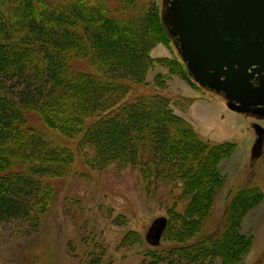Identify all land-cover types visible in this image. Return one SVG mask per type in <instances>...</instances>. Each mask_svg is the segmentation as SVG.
I'll return each instance as SVG.
<instances>
[{"label":"trees","instance_id":"16d2710c","mask_svg":"<svg viewBox=\"0 0 264 264\" xmlns=\"http://www.w3.org/2000/svg\"><path fill=\"white\" fill-rule=\"evenodd\" d=\"M169 39L159 11L139 0H120L119 10L108 0H0V221L36 224L74 164L70 149L29 123L34 112L66 136L80 134L85 160L97 167L131 165L144 177L183 183L190 202L178 215L179 232L170 221L164 232L172 228L186 244L148 264H181L175 257L183 264H203L209 256L225 264L240 260L250 242L234 215L263 201L256 187L235 195L222 235L187 243L202 232L224 184L219 162L234 145L202 140L169 98L136 90L148 84L152 48ZM76 59L99 75L77 70Z\"/></svg>","mask_w":264,"mask_h":264},{"label":"rangeland","instance_id":"374dc122","mask_svg":"<svg viewBox=\"0 0 264 264\" xmlns=\"http://www.w3.org/2000/svg\"><path fill=\"white\" fill-rule=\"evenodd\" d=\"M139 1L153 6L163 19L164 0ZM108 4L113 10L120 9V0H108ZM151 55L156 61L147 71L148 84L136 90L169 98L173 112L202 140L234 145L233 153L219 162L224 184L215 191L202 232L187 243L219 237L229 223L230 204L239 191L256 187L264 195V139L260 155L253 152L259 138L257 126L264 128V118L231 109L223 94L195 83L172 39L157 42ZM74 65L77 70L99 75L87 61L76 59ZM28 120L58 145L70 149L74 164L71 172L56 182L54 203L40 221H0V264H148L160 253L175 252V256L186 244L180 245L173 232L178 231V215L185 213L190 202L180 180L144 177L141 167L131 165L97 167L85 160L80 134L66 136L34 112L28 113ZM234 216L238 233L250 242L247 252L244 250L234 264H264V199L244 215ZM160 217L174 228L164 232L166 236L155 245L148 235ZM209 258L203 264H225L220 257ZM172 259L183 264V258Z\"/></svg>","mask_w":264,"mask_h":264},{"label":"water","instance_id":"95a60500","mask_svg":"<svg viewBox=\"0 0 264 264\" xmlns=\"http://www.w3.org/2000/svg\"><path fill=\"white\" fill-rule=\"evenodd\" d=\"M163 19L193 79L231 109L264 116V0H164ZM258 156L264 128L257 126ZM167 227L158 218L148 239Z\"/></svg>","mask_w":264,"mask_h":264},{"label":"bare ground","instance_id":"6f19581e","mask_svg":"<svg viewBox=\"0 0 264 264\" xmlns=\"http://www.w3.org/2000/svg\"><path fill=\"white\" fill-rule=\"evenodd\" d=\"M198 85H200V84H198ZM201 86V85H200ZM203 87V86H202ZM204 88V87H203ZM206 88V87H205ZM234 113H237V112H234ZM238 114H240V113H238ZM242 115V114H241ZM244 115V114H243Z\"/></svg>","mask_w":264,"mask_h":264}]
</instances>
